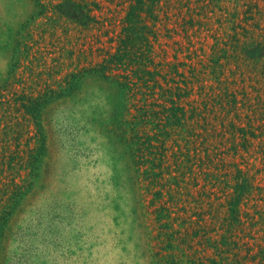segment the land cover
Returning <instances> with one entry per match:
<instances>
[{
  "label": "rangeland",
  "instance_id": "374dc122",
  "mask_svg": "<svg viewBox=\"0 0 264 264\" xmlns=\"http://www.w3.org/2000/svg\"><path fill=\"white\" fill-rule=\"evenodd\" d=\"M65 1L0 0V264H264V0H161L148 21L155 60L169 62L167 98L149 101L170 118L150 128L167 160L159 201L150 163L121 139L133 108L110 79L86 72L82 115L40 102L116 51L130 0H73L95 16L85 26ZM191 130L216 147L195 173L171 156ZM237 169L254 180L230 228ZM161 223L181 238L159 236Z\"/></svg>",
  "mask_w": 264,
  "mask_h": 264
},
{
  "label": "trees",
  "instance_id": "16d2710c",
  "mask_svg": "<svg viewBox=\"0 0 264 264\" xmlns=\"http://www.w3.org/2000/svg\"><path fill=\"white\" fill-rule=\"evenodd\" d=\"M161 0H130L126 9V15L123 18L121 34L117 39V49L114 53H107L103 61L97 63L94 67L80 70L71 73L65 80V84L59 90L48 89L40 102H48L54 99H61V104L70 108V112L76 115L84 113V107L87 103L86 95H82L79 91V84L86 72L91 76L100 77L102 79H110V83L115 85L123 96L130 98V107L133 112L128 110L129 117L121 120L122 141L132 151V154L140 162L145 159L146 164L151 165L150 171H146V181L150 186H161V191L157 190L155 195L158 201L163 194L165 183L160 179L162 168H164L166 156L155 150L158 147L154 146V141L162 140L159 134H150V128L154 131L162 126L163 122L170 123V118L164 120L161 118L160 111H150V105L162 107V102L154 104L150 103V99L157 94L165 101L168 95V66L169 62L157 61L153 55V42L150 40V35L157 37L155 26L152 27L148 21L156 23L159 19V5ZM62 12L74 18L82 25H88L91 21H95V16L87 6V3L80 1L67 0L63 5H59ZM34 102V100H31ZM149 102V103H148ZM37 103V102H34ZM165 106V104H164ZM68 112V111H67ZM167 116V115H166ZM36 118L37 115H34ZM176 121V119H174ZM151 126V127H150ZM41 131V129H40ZM209 134L203 135L196 130H191L185 141V151L181 147L172 153L175 166L178 167L181 163H185L190 172L195 173L193 167L210 165L214 161V150L208 143ZM160 147L163 148V145ZM212 149V150H211ZM204 150L205 156L200 154ZM152 171V173H151ZM202 171V169H201ZM185 173L182 174V176ZM238 184L236 185V197L230 203L231 218L227 219V223L232 226H239L242 224L238 209V203L241 197L252 187L253 177L248 173H243L241 169H237ZM176 191L169 186V200L168 202H175L177 199L183 180L176 178ZM196 182V181H195ZM148 186V185H147ZM154 203V202H153ZM157 214L158 220L170 218L171 210L167 207L166 202L154 210ZM204 211L198 213V221L204 219ZM161 232L159 236L168 235L170 238H181L179 231L172 230L167 232V223L160 224ZM203 229V228H201ZM200 229V231H201ZM227 238V237H226ZM182 239L184 237L182 236ZM168 241H170L168 239ZM225 241L223 244H225ZM169 244H171L169 242ZM174 263H178L174 260Z\"/></svg>",
  "mask_w": 264,
  "mask_h": 264
}]
</instances>
